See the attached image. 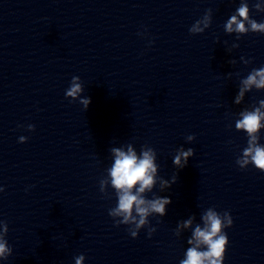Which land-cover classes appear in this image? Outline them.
Masks as SVG:
<instances>
[{"label":"clouds","instance_id":"1","mask_svg":"<svg viewBox=\"0 0 264 264\" xmlns=\"http://www.w3.org/2000/svg\"><path fill=\"white\" fill-rule=\"evenodd\" d=\"M257 11H264V6L260 3L254 5ZM197 20L189 29L191 34L203 33L211 24V18L208 13ZM248 0H242L235 13L224 24L226 33H237L236 39L239 40L241 35H246L249 32L264 34V22H257L250 15ZM204 27L201 28L200 24ZM247 25V26H246ZM233 47H239L238 44H233ZM243 59V57H242ZM250 60H245L244 63H250ZM234 63V61H230ZM78 76H73L70 87L65 92V97L76 98L82 92V85L79 82ZM242 87L235 98V103L239 104L243 100L244 93L251 91L253 87L260 90L264 89V66L253 68L246 78L241 80ZM84 108L87 109L90 104V98H85L80 101ZM258 107L253 110L242 111L240 113L242 119L235 123L237 130H244L248 134V146L243 149L242 156L237 159L236 163L241 169L246 168L249 164L255 166L261 172H264V145L258 143L259 130L264 127L261 121L264 120V100H260ZM29 131H34V125H28ZM195 139L193 135L186 137V140L191 142ZM27 137L21 136L20 143L26 142ZM114 154V163L108 169L111 187L115 190L117 204L109 209V216L113 218L114 225L128 226V232L132 238H136L142 228L148 229V235L151 236L155 232V228L149 225V217L153 214H158L160 217L166 215V205L171 203L168 197L156 196L147 198L145 193H150L157 180V170L159 165L156 163V151L148 146L141 147L140 155L133 150L131 144L127 146V151L122 148H112ZM194 154V149L189 148L185 151L182 147L179 148L173 158V164L178 168H184L188 163V158ZM183 161V162H182ZM175 177H173V182ZM109 183L106 179L99 181L100 192L107 195L105 190ZM161 190L168 186V182L160 179ZM138 185V187H137ZM4 191L0 187V192ZM204 227L197 226L193 232V238L189 239L188 244L195 243L194 247H190L186 251V258L180 261V264H223L227 245L229 243L228 236L224 229L230 228L233 224L231 215L225 211L223 216L213 208H208L202 216ZM192 223L191 219L183 222V227H188ZM0 257L7 260L12 254V248L8 245L6 235L8 233V225L5 221L0 220ZM201 245L206 246L205 250H198ZM84 255L76 258V264H81Z\"/></svg>","mask_w":264,"mask_h":264}]
</instances>
